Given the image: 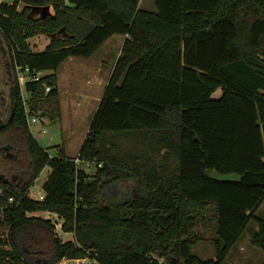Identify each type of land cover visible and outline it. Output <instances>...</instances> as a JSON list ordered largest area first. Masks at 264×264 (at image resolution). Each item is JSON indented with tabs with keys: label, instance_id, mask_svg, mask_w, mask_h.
Returning <instances> with one entry per match:
<instances>
[{
	"label": "trees",
	"instance_id": "1",
	"mask_svg": "<svg viewBox=\"0 0 264 264\" xmlns=\"http://www.w3.org/2000/svg\"><path fill=\"white\" fill-rule=\"evenodd\" d=\"M152 1L154 10L143 0L0 2V34L13 69L26 72L31 107L15 74L0 151L22 149L0 157V187L19 203L0 220L1 256L16 264L86 252L98 264H223L251 224V243L264 252V0ZM44 6L54 14L31 15ZM63 33L42 51L30 43ZM114 35L126 39L77 156L50 155L29 115L57 102L67 59L91 57ZM45 168L44 199L27 197ZM208 208L216 259L192 251ZM45 211L74 239L64 242L50 219L31 215Z\"/></svg>",
	"mask_w": 264,
	"mask_h": 264
},
{
	"label": "rangeland",
	"instance_id": "2",
	"mask_svg": "<svg viewBox=\"0 0 264 264\" xmlns=\"http://www.w3.org/2000/svg\"><path fill=\"white\" fill-rule=\"evenodd\" d=\"M4 0H0L2 2ZM142 5L150 10H154L155 6L152 0H143ZM24 4L21 3L19 9H22ZM37 14H41V11ZM112 39V40H111ZM109 41L105 43V45L94 55H99L102 51H111L114 50V44H118L120 36L116 35L112 37ZM46 38L44 37H35L30 40V43L35 51H39L44 47V42ZM120 50V44L116 48V52ZM76 61H87L89 60H81L77 59ZM83 62V63H84ZM72 62L68 61L65 65L60 68L61 78L64 80L67 79V76L72 73ZM67 69V70H66ZM26 73V72H24ZM19 70H15L12 67L5 42L0 34V122L2 123L7 119L9 114V105L11 104V87L15 84V74L21 85V89L23 91V97L25 101V105L27 110H30V95L24 91V82L21 81V78H25V74ZM50 71H45L41 73L42 75L48 74ZM80 73H77V75ZM82 87L75 89L81 90ZM87 92H90V89H86ZM221 91H218L216 95H220ZM50 101L48 103H52ZM44 104V105H45ZM51 106L55 109L57 106L55 102L51 104ZM94 106V105H93ZM84 105L80 102L78 104H65L64 111L61 110V119L53 120L48 114L43 115L42 111L39 110L37 112V116L40 119V122L32 124L30 129H32L36 140L40 144V146L47 150L50 155L58 154L60 147L65 148L68 155L71 157H76L77 152L79 151V146L83 142L82 137H85L88 129L90 128L91 120L81 116V112L83 111ZM76 112V113H75ZM78 112V113H77ZM56 115V114H55ZM55 115L53 118H56ZM76 115V117H73ZM53 120V121H52ZM46 132H44V131ZM42 131V132H41ZM12 137V136H11ZM82 139V140H81ZM81 141V142H80ZM13 147H16L17 142L14 138H12L11 143ZM10 145H6L5 149L0 151V157H8V155H12L13 158L18 156V151L22 149V147H18L17 151L11 150ZM23 154V153H22ZM22 157V156H21ZM24 157V154H23ZM94 165L86 166L87 171L94 172ZM50 172L49 168H45L39 177L35 180L31 194L34 197H37L40 193H43V184L48 177ZM208 174L214 178L219 179H231L237 180L239 176L237 174H220L214 170H208ZM127 191H132L133 185L131 183L124 184ZM258 214L260 217H264V203L261 205L258 210ZM34 216H40L44 219H50L53 224H55L56 234L60 237L64 242L67 240H73L74 236L72 233H65L62 228V220L58 217L57 214L45 211V212H35L31 214ZM255 225L251 224V226L245 231L240 240L232 247L229 252L225 262L223 264H264V252L252 245L251 238L254 234ZM192 235L197 237L198 243L192 248V251L195 255L203 258L216 259L215 249H214V240L217 237V221L214 218V212L212 209L208 208L205 212L200 216L197 222V226L193 230Z\"/></svg>",
	"mask_w": 264,
	"mask_h": 264
},
{
	"label": "crops",
	"instance_id": "3",
	"mask_svg": "<svg viewBox=\"0 0 264 264\" xmlns=\"http://www.w3.org/2000/svg\"><path fill=\"white\" fill-rule=\"evenodd\" d=\"M40 11H41V14H37ZM47 14H52V15L54 14L52 6L34 7L31 11V15L35 18H42ZM114 36H116V35H114ZM119 36H120V39H119L120 43H118L116 45L114 44V50H112V52L111 51H106V52L102 51V53H100L99 55H96L94 57V55L105 45L104 44L91 57H89V58H69L60 66V68H62V66L65 65L66 62L71 61L73 64L72 65V71L73 72L72 73L69 72L67 79L64 78V80H63L61 78L60 68H59V70L57 72V77H58L57 87L59 89V96H58L57 102H56L57 106L54 109L50 105V103L48 104V106H47V104H45L44 107H42V109H41L43 115L48 114V116H50L53 120L61 119L60 118L61 117V110L64 111V105L65 104H78L81 102L84 105L83 111L81 112L82 113L81 116L84 117V115H85V118H87V116L89 115L88 119H90L91 117H92V119L94 118L95 113L99 107L101 100H102L104 90H105V88L109 82V79H110L112 71L115 67L117 58L120 55L121 49H122V47L124 45V41L126 39V36H122V35H119ZM39 37L46 38V40L44 42V47L41 48L39 51L44 50L50 44V42L53 38H61V37L65 38V39L68 38V36L64 33L63 34H56V35L43 34V35H40ZM119 44H120V50L118 51V54H117L116 48ZM77 59L89 60L88 62H90V63H87V61H85V62L84 61H76ZM77 73H80V74L77 75ZM75 87H77V88L82 87V88H81V90H79V89H75ZM86 89H90L91 91L87 92ZM47 103H48V101H47ZM54 115L56 118H53ZM73 117H76V115H74ZM39 122H40V119H39ZM31 131H32V129H31ZM32 133H33V131H32ZM87 134H88V131L85 134V137H82L83 142H84ZM33 135H34V133H33ZM83 142H82V144H83ZM82 144H81V146H82ZM80 148L81 147L79 146L78 149L80 150ZM61 149H64V151L66 152L64 146L60 147L59 150H61Z\"/></svg>",
	"mask_w": 264,
	"mask_h": 264
},
{
	"label": "built area",
	"instance_id": "4",
	"mask_svg": "<svg viewBox=\"0 0 264 264\" xmlns=\"http://www.w3.org/2000/svg\"><path fill=\"white\" fill-rule=\"evenodd\" d=\"M26 78V77H25ZM35 80H39V75L34 77ZM21 81L25 82L26 79L23 77L21 78ZM50 89L47 88V91ZM29 111V110H28ZM27 111V112H28ZM39 122V118L37 115L30 116L28 118V123L30 126L32 124ZM46 132V131H44ZM32 187L27 193V197H30L32 199L36 200H43L45 197V193H40L37 197H34L31 194ZM16 193L8 188L0 187V220H2L5 216V214L10 211V209L19 203V199L17 197ZM6 249H9L10 247L6 245ZM0 264H16L14 260L7 255H0ZM58 264H98V262L91 257V254L89 252H86L84 257H77V258H62Z\"/></svg>",
	"mask_w": 264,
	"mask_h": 264
},
{
	"label": "flooded vegetation",
	"instance_id": "5",
	"mask_svg": "<svg viewBox=\"0 0 264 264\" xmlns=\"http://www.w3.org/2000/svg\"><path fill=\"white\" fill-rule=\"evenodd\" d=\"M13 90H14V85L11 87V95H12Z\"/></svg>",
	"mask_w": 264,
	"mask_h": 264
},
{
	"label": "water",
	"instance_id": "6",
	"mask_svg": "<svg viewBox=\"0 0 264 264\" xmlns=\"http://www.w3.org/2000/svg\"><path fill=\"white\" fill-rule=\"evenodd\" d=\"M45 16H46V15H45ZM45 16H44V17H45Z\"/></svg>",
	"mask_w": 264,
	"mask_h": 264
}]
</instances>
